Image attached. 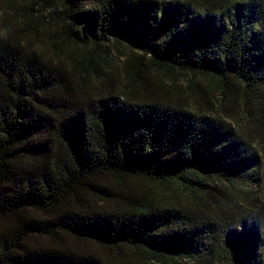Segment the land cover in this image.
I'll use <instances>...</instances> for the list:
<instances>
[{
    "label": "trees",
    "instance_id": "1",
    "mask_svg": "<svg viewBox=\"0 0 264 264\" xmlns=\"http://www.w3.org/2000/svg\"><path fill=\"white\" fill-rule=\"evenodd\" d=\"M52 2L93 76L0 37V264H264V161L195 83L264 111V0ZM108 42L139 52L122 84ZM144 60L189 78L194 98L153 85ZM130 180L181 193L118 197Z\"/></svg>",
    "mask_w": 264,
    "mask_h": 264
},
{
    "label": "rangeland",
    "instance_id": "2",
    "mask_svg": "<svg viewBox=\"0 0 264 264\" xmlns=\"http://www.w3.org/2000/svg\"><path fill=\"white\" fill-rule=\"evenodd\" d=\"M163 1L166 3L173 2V0ZM50 3H53L52 0H0V37L12 31H17L21 34L25 43H29L47 57L69 63L78 81H83L82 79L85 75L91 78L93 75L86 70L87 67L91 70L90 66L92 64L89 55H86V51L89 49L73 44L62 36L60 24L51 22L49 19L50 10L48 7ZM58 41H62L67 52L66 55L56 54L54 46ZM107 45L110 48V55L108 56L110 71L115 77L117 85L122 84L126 77L125 67L127 61L130 57H136L139 52L128 46H116L112 42H108ZM71 56L74 58L73 61ZM84 56H87L86 61L89 60V62L83 61ZM144 63L148 66L147 77L150 82L155 86L168 88L170 97L184 100L194 98L193 93L196 92L197 87L195 89L190 88L189 78L180 75L170 77L151 68L146 60H144ZM195 83L206 92V98L212 102V110L223 113L224 118L237 129L245 126L244 128L252 131V140L260 158L264 161V111L255 109L253 110L255 116H253L250 114L252 111H249L241 98L236 100L223 98L219 92V86L214 80L197 77L195 78ZM227 108L231 110L230 115L224 113V111L228 113ZM218 185L220 186L221 184L218 183ZM126 187V191L116 193L118 197L124 194V196L141 199L144 195H150L154 199L159 200L181 193L179 188L173 183L154 185L146 181L130 180L126 182ZM257 194L264 207V181L257 188ZM90 246L93 247L92 245ZM164 264L190 263L179 259H166ZM220 264H234L230 252L220 260Z\"/></svg>",
    "mask_w": 264,
    "mask_h": 264
}]
</instances>
